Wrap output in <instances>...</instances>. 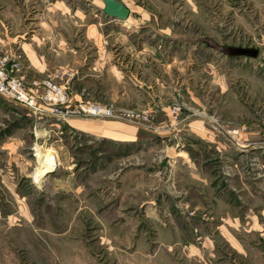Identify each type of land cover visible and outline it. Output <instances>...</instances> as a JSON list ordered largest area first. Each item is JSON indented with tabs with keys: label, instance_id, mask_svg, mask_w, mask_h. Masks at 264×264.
I'll return each mask as SVG.
<instances>
[{
	"label": "rangeland",
	"instance_id": "374dc122",
	"mask_svg": "<svg viewBox=\"0 0 264 264\" xmlns=\"http://www.w3.org/2000/svg\"><path fill=\"white\" fill-rule=\"evenodd\" d=\"M55 1L58 3L52 5ZM121 1L130 7L135 3L146 7L149 0ZM158 1L172 6L168 8L173 16L169 24L162 19L167 10L162 13L151 7L145 9L153 11L159 25L143 18L136 20L134 25L120 19L109 20L102 11V0H0V30L6 31L5 36L22 32L19 29L23 26L22 19L27 21L31 16L35 21L46 20L30 24L36 26L39 35L57 29L72 39L74 33L76 43L82 42L86 28L94 27L93 23L100 32H110L117 37H120L117 31L132 30L138 42L156 41L160 37L156 31L165 25L171 26L180 34L172 39L170 49L174 52L178 49L180 53L174 61L181 66V87L186 85L180 94H176L172 87L165 88L156 83L153 88L158 94L154 95L151 89L148 95L154 100V103L150 102L151 107L116 108L109 102L91 97L76 102L80 105L81 102L97 101L111 107L114 114L135 112L138 123L112 116H72L122 124L125 128L133 123L147 129L138 128L134 140H129L134 133L109 137L46 115L43 116L46 120L41 122L19 106H8L0 111L8 113L0 115V123L11 129L10 135L0 133V167L3 171L15 172L16 181L19 179L17 189L21 187L22 191L29 192L21 202L14 199L8 188L0 186V264H113L122 256H144L158 251H166L179 261L186 256L181 246L188 241L198 244V257H211L210 248L201 247L202 242L215 239L222 243L224 252L231 249L225 244L227 236L235 242L230 234L247 244L252 264H264V249L260 253L262 238L255 229L250 230L253 221L263 220L264 216L214 215L209 206L208 209L198 206V210L182 208L178 204V194L171 195L174 189L165 178L164 169L160 176L152 174L156 165L160 166L170 158L202 160V170L208 176L210 171L224 174L228 170L227 160L234 161L233 165L251 162L252 167H258L255 163L261 158L258 153H244L243 149L251 150L249 147L253 144L264 145V86L248 79L250 67L256 80L260 76L264 83V0H234L233 7H227L232 0ZM205 4H209V8ZM136 7H132L134 18L140 15ZM198 10L203 16H207L204 12H210L212 22H198ZM92 33L90 28L89 34ZM26 36L28 33L17 35L5 43L4 48L10 46L20 60L24 52L19 43ZM0 37H3L1 31ZM194 38L197 41L192 42ZM34 39L38 40L36 36ZM241 48L257 52L252 55L241 53L238 51ZM3 51L1 48L0 56ZM5 51L9 55V49ZM209 62L217 71H214L215 80L221 83L217 74L228 80L224 83L227 90L210 79L209 68L203 70ZM171 69L172 84L178 86L177 68L172 66ZM20 72L24 76L22 67ZM28 74L31 75L27 79L32 80L35 73L30 71ZM53 75L57 82L64 84L55 73ZM87 77L94 78L93 75ZM139 94L146 97L145 92ZM227 100L228 107L233 106L234 111L250 114L249 120H233L227 112H222L226 108L223 101ZM164 106L166 110L163 111ZM200 115L205 117L202 124L212 131L214 138L210 131L198 127ZM216 139L220 140L218 144L228 147L210 148V144H216ZM172 144H176V149L185 157L165 158L164 155L169 153L166 146ZM261 155L264 158V152ZM43 157L53 164L44 174L41 172ZM251 172L258 175L257 168ZM227 202L220 200V208L226 211ZM243 210L240 206L233 211L242 213ZM7 212L10 215L6 216ZM167 242L178 244L172 250V246L169 249L164 246ZM231 251L230 260L238 256L234 249ZM218 252L223 256L220 248ZM227 256L226 252L224 264H233ZM240 260L236 264H247Z\"/></svg>",
	"mask_w": 264,
	"mask_h": 264
},
{
	"label": "crops",
	"instance_id": "0c3cea01",
	"mask_svg": "<svg viewBox=\"0 0 264 264\" xmlns=\"http://www.w3.org/2000/svg\"><path fill=\"white\" fill-rule=\"evenodd\" d=\"M56 3H58V1L52 2V5ZM123 3L129 8V19L126 21H124V19H120L123 21V23L125 22L134 25L136 20L138 21L139 18H143L147 19V21L150 20V22L153 24L159 25L158 17L153 14V11H147L145 9L146 7H151L153 10H157L162 13L167 10L166 14L164 13L162 15V19H164V21L168 24L173 17L170 10H168V8L172 6L169 3L163 4L164 1L149 0L146 2L148 4L146 7L143 6L144 4L140 5L135 3V6L133 5L132 7L137 6L135 10H137V12L140 14L139 16H135V18L132 16L133 8L130 7L129 4L125 2ZM234 4L235 2L232 0V4L227 5V7H233ZM198 7L201 8L203 6ZM206 8H209V4L206 5ZM178 12L180 13V11ZM231 12L234 14V9H232ZM201 13L202 11L198 10V22L203 24H209L212 22L211 19L213 15L210 12H204L207 16H203ZM150 14H152L153 17ZM199 15H201V17H199ZM108 17L110 18L109 20L114 21L119 19L111 16ZM8 21L13 23L11 19ZM45 21V19L35 21L33 16H31L27 21H23L22 19L21 23L23 22V26L22 28H19L22 32H18L14 36L9 34L5 36L6 31L3 29L0 30L3 36L2 38L0 37V41L2 42L0 49H4L2 52L4 53L3 55H5L7 52L5 50L9 49L8 52H10L9 56L11 58L16 57L17 55L14 52V54L12 53L10 46H8V48H4L5 43L10 42L17 35L23 36L25 33H28V36H26L24 39L21 38L22 40L19 43L21 44L22 50L24 52L22 58L20 56V62L25 76V82L27 85H29L28 87H31L35 81H41L43 79L41 77L53 75L55 73L57 79L63 81L66 87L69 85V88H67L70 94L71 102L76 103L80 99L91 97L102 102H109L116 108H121L128 106L151 107L153 104L150 102L153 101L154 103V100L151 97V99H149L148 95L151 94V89L154 95L158 94V92L156 93L153 88V86H156V83H158L159 86H163L165 88L172 87L177 91L176 94H180L181 88L183 89L186 86L184 85L181 87L183 82L180 80L181 66H179V63L175 64L174 61L175 56H180V53L178 49L175 52L170 49L173 41L172 39L175 38L176 35L180 36V34L174 32L171 26L168 27L165 25L164 27L159 28V32L156 31V33L159 34L160 37L155 39L156 41L151 42L149 40H142L141 42H138L135 35H133L132 30H125L122 32L117 31V34H120V37H117L110 32H100L97 24L93 23L94 27L89 26L86 28V31L82 37V42L76 43L74 39V33L73 39L70 38V35L67 33L64 34L57 29L55 31H45V33L39 35L37 33L38 29L36 26L30 25L31 23L36 25L37 23L40 24L41 22ZM3 24H5L4 18ZM90 28L91 32H94L92 33L93 35L89 34ZM72 32L73 30L71 33ZM34 36H36L38 40L34 39ZM79 38H81V36ZM179 39H181V37H179ZM194 41H197V39L194 38L192 42ZM112 45H115V47ZM47 56H49L50 59L47 58ZM170 57L171 59L168 60ZM208 64V66L206 65L202 67L203 70L209 68L208 72L212 74L210 79L217 82L220 88H225L226 84L224 83H227L228 80L225 79L223 75L219 74H217V76L221 80V83L215 80L214 71L216 70L214 69L212 63L209 62ZM172 66L177 68L176 72L178 73L179 77L176 81H178V86L172 84L174 81L170 77ZM248 70L250 71V73H248V79L253 82H257V84H259L258 86H264L262 78L259 76V79L256 80V76L252 75V69L249 67ZM30 71L35 73L32 75V80L29 78L27 79V76L31 75L28 74ZM92 75L94 78L89 79V77H87ZM162 91L163 90L160 89V92ZM165 91L167 93H171L168 90ZM139 92H145L146 97H140ZM199 102L200 104L202 103L198 100V103ZM223 102L226 104V108H223L222 112H227V114H229L233 120L245 119L246 121L251 117V115L248 113L242 115V113L234 111L233 106L228 107V100ZM230 105H233V103H230ZM8 106H19L27 109V114H33V116L37 117L36 119L41 120V122L46 120L43 117L44 115L49 116L57 121L60 120L51 113L49 108L43 109L42 111H33V109L27 106L25 103L0 95V111L5 110V108ZM162 110H166V106H164ZM1 114L7 115L8 113L0 112V115ZM204 118L205 117L203 115L198 116V121L200 122L198 123V127L200 129L208 130L207 132L210 131V136L212 137V131L202 124V120H204ZM63 121L80 129L90 131L92 133L108 135L109 137H121L125 136V134L134 133V137L130 138L129 140H134L136 138L138 128L144 131L147 130L142 126L133 123H129L131 126H127L129 128H125L122 124L114 125L108 123V121H91L85 118L81 119L71 117ZM3 124L4 123H0V133H3L4 135H10L11 129L6 126L7 124H4V126ZM246 132L251 133L253 131L247 130ZM166 135L168 134H165V136ZM200 136L203 138V135ZM260 136L261 135H259V137ZM125 140L128 139L126 138ZM216 141V144H210V148L221 150L220 146L223 148L228 147L224 146L222 143L218 144L220 142L219 139H216ZM175 145L176 144L166 146L168 147L166 152L169 153L164 155L165 158H170L173 155L184 156V153H182V151H178ZM263 147L264 145L259 143L253 144L249 147V149L252 151L243 149L246 151L244 153H258V157H261V160L258 159L259 161L255 162L258 164V167H252L251 162L248 164L245 163V165H243V163H237V165H233L234 161L227 160L226 164L228 170L225 173L223 172L224 174L220 175L214 171H210V175L208 176V174L202 170V160L198 161L187 158H170L169 160L161 162L160 166L156 165L152 174L155 176H160V173L164 169L163 172H166L165 178L170 180L169 183L174 189V192L170 194L172 196L178 194V204L182 208L188 207L198 210V206L200 209H208L207 206H209V210L214 215H223L224 213L227 215L244 214L264 216V158L261 155V153L264 152ZM254 168L258 169L257 176H254L251 172V170ZM0 171V186L4 185L6 188H8L7 190H9L14 199H18L22 202L23 199L27 198L29 192L22 191L21 187L18 190L16 187V183H18L19 179L16 181L17 178L15 177V172L12 174L11 172H8L7 169L3 171L2 167H0ZM220 200L228 201L226 211L224 208H220ZM240 206H243L244 209L242 213L233 211L237 210V208ZM5 215H10V212H7ZM252 224L254 225L251 226L250 230L254 231L255 229V231L259 233V238H262L260 253H263L264 219L259 221L256 220V223L254 220ZM230 233L231 232H229V234ZM230 235L233 236L235 242L231 241L229 236H227L225 244H227V246L231 249L224 252L222 248L223 245H221L222 243H219L215 239L202 242L201 247L206 245V247L210 248L211 257H198V244L188 241L186 244L181 243V247L184 249L183 253L186 252V256H182L179 261L170 254H166V251H158L157 254L148 253V255L144 256H122L118 259L116 258L113 264H198V260H200V264H224V254L227 252V257L230 260L229 256L232 254L231 250L233 249L234 251L238 252V256H234V258H231L230 260L233 262V264L238 263V259H241L240 261L247 264H252V258L249 249H247V244L233 234ZM177 244L178 243L170 244L167 242L164 244V246L168 249L169 246H172L173 250L174 246ZM219 248L221 252L224 253L223 256L222 254H219ZM185 249H187V251ZM191 249H193V252L190 251ZM187 252L189 254H187Z\"/></svg>",
	"mask_w": 264,
	"mask_h": 264
},
{
	"label": "built area",
	"instance_id": "2783aa9c",
	"mask_svg": "<svg viewBox=\"0 0 264 264\" xmlns=\"http://www.w3.org/2000/svg\"><path fill=\"white\" fill-rule=\"evenodd\" d=\"M0 56V95L25 103L33 111L49 108L51 113L60 120L72 116L92 115L98 117L112 116L138 123L135 112L114 114L111 107L97 101L72 104L67 87L57 82L54 75L35 81L31 87L26 86L24 76L20 72V60L16 57Z\"/></svg>",
	"mask_w": 264,
	"mask_h": 264
},
{
	"label": "water",
	"instance_id": "95a60500",
	"mask_svg": "<svg viewBox=\"0 0 264 264\" xmlns=\"http://www.w3.org/2000/svg\"><path fill=\"white\" fill-rule=\"evenodd\" d=\"M103 12L108 16L126 19L129 15V8L121 0H103ZM241 53L255 54L257 51L249 48L238 49Z\"/></svg>",
	"mask_w": 264,
	"mask_h": 264
},
{
	"label": "bare ground",
	"instance_id": "6f19581e",
	"mask_svg": "<svg viewBox=\"0 0 264 264\" xmlns=\"http://www.w3.org/2000/svg\"><path fill=\"white\" fill-rule=\"evenodd\" d=\"M130 16H131V15H130ZM128 19H129V16H128L126 19H124V21H126V20H128ZM42 164H43V169H42V171H41L42 174H44V171H45V170H49L50 167H51V165H53L51 161L45 159L44 157H43Z\"/></svg>",
	"mask_w": 264,
	"mask_h": 264
},
{
	"label": "flooded vegetation",
	"instance_id": "af4514ba",
	"mask_svg": "<svg viewBox=\"0 0 264 264\" xmlns=\"http://www.w3.org/2000/svg\"><path fill=\"white\" fill-rule=\"evenodd\" d=\"M250 55H252V54H250Z\"/></svg>",
	"mask_w": 264,
	"mask_h": 264
}]
</instances>
